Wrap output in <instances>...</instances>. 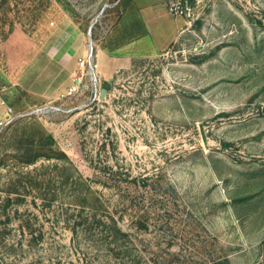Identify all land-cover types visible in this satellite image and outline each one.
<instances>
[{
	"label": "rangeland",
	"instance_id": "1",
	"mask_svg": "<svg viewBox=\"0 0 264 264\" xmlns=\"http://www.w3.org/2000/svg\"><path fill=\"white\" fill-rule=\"evenodd\" d=\"M0 95V264H264V0H0Z\"/></svg>",
	"mask_w": 264,
	"mask_h": 264
},
{
	"label": "built area",
	"instance_id": "2",
	"mask_svg": "<svg viewBox=\"0 0 264 264\" xmlns=\"http://www.w3.org/2000/svg\"><path fill=\"white\" fill-rule=\"evenodd\" d=\"M91 57L92 55H88L85 59H80L79 62V69L81 71H88L91 67ZM94 75V73H93ZM84 75L78 78L77 86L70 89V91L67 93L66 97H75L80 88L83 86L85 88L84 82H83ZM92 97L95 99L100 98L101 95V89L98 85V80L95 78L93 81V86L91 89ZM47 110H56L55 107H50V109H39L35 111L36 113L45 112ZM23 115L18 114L14 108L9 105L4 98L0 95V133H2L4 130L8 129L12 125H14L20 118H22Z\"/></svg>",
	"mask_w": 264,
	"mask_h": 264
},
{
	"label": "water",
	"instance_id": "3",
	"mask_svg": "<svg viewBox=\"0 0 264 264\" xmlns=\"http://www.w3.org/2000/svg\"><path fill=\"white\" fill-rule=\"evenodd\" d=\"M109 89H110V85L104 84L103 90H102V95H101V99L102 100H105L106 95H107Z\"/></svg>",
	"mask_w": 264,
	"mask_h": 264
},
{
	"label": "trees",
	"instance_id": "4",
	"mask_svg": "<svg viewBox=\"0 0 264 264\" xmlns=\"http://www.w3.org/2000/svg\"><path fill=\"white\" fill-rule=\"evenodd\" d=\"M43 157V158H46V159H50V158H52V157H49L48 155H39L38 157ZM36 160V159H35ZM34 163V160H28V161H26L24 164H26V165H31V164H33Z\"/></svg>",
	"mask_w": 264,
	"mask_h": 264
}]
</instances>
